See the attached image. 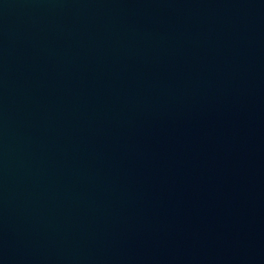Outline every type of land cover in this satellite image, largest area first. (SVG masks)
Segmentation results:
<instances>
[{
    "label": "water",
    "instance_id": "95a60500",
    "mask_svg": "<svg viewBox=\"0 0 264 264\" xmlns=\"http://www.w3.org/2000/svg\"><path fill=\"white\" fill-rule=\"evenodd\" d=\"M0 264H264V0H0Z\"/></svg>",
    "mask_w": 264,
    "mask_h": 264
}]
</instances>
